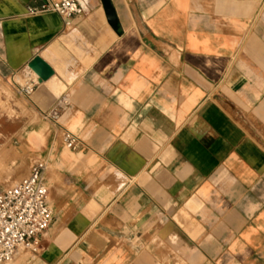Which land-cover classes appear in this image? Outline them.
<instances>
[{
  "label": "crops",
  "instance_id": "crops-1",
  "mask_svg": "<svg viewBox=\"0 0 264 264\" xmlns=\"http://www.w3.org/2000/svg\"><path fill=\"white\" fill-rule=\"evenodd\" d=\"M77 1L65 25L0 0V84L31 116L0 106L2 146L47 163L54 212L12 264H264V0H110L118 31Z\"/></svg>",
  "mask_w": 264,
  "mask_h": 264
},
{
  "label": "built area",
  "instance_id": "built-area-1",
  "mask_svg": "<svg viewBox=\"0 0 264 264\" xmlns=\"http://www.w3.org/2000/svg\"><path fill=\"white\" fill-rule=\"evenodd\" d=\"M27 12L30 15L57 13L69 25L71 20L83 15L84 9L77 0H32ZM37 80L29 78L20 86L18 94L30 97L36 88ZM60 106L43 114L44 119L58 122ZM66 148L77 151L81 139L66 130L63 134ZM47 163L36 161L31 165L29 175L20 182L0 189V264H12L21 249L37 254L41 239L54 221V212L49 203V187L46 179Z\"/></svg>",
  "mask_w": 264,
  "mask_h": 264
},
{
  "label": "rangeland",
  "instance_id": "rangeland-1",
  "mask_svg": "<svg viewBox=\"0 0 264 264\" xmlns=\"http://www.w3.org/2000/svg\"><path fill=\"white\" fill-rule=\"evenodd\" d=\"M3 90V85L0 84V95H2ZM4 91H7V101L3 102L0 99V106L8 108L10 117L15 119V116H12L16 113L13 108H15V106H19L24 109L25 118H31L29 111L27 110V103L25 99L15 95L12 90ZM7 128H9V126H7ZM3 142L4 137L0 133V187H7L18 183L25 178L29 172V168H27L25 160L23 164L20 165L17 162L18 157L16 156L15 150H12V147H9V144L2 146Z\"/></svg>",
  "mask_w": 264,
  "mask_h": 264
},
{
  "label": "water",
  "instance_id": "water-1",
  "mask_svg": "<svg viewBox=\"0 0 264 264\" xmlns=\"http://www.w3.org/2000/svg\"><path fill=\"white\" fill-rule=\"evenodd\" d=\"M102 2H103L109 22L118 31L119 24H118L115 9L111 1L102 0ZM29 67L32 71L36 73L40 81L47 80L54 74L53 68L44 59H42L39 56L35 57L31 61V63L29 64Z\"/></svg>",
  "mask_w": 264,
  "mask_h": 264
}]
</instances>
